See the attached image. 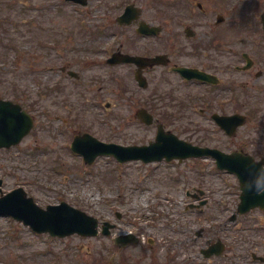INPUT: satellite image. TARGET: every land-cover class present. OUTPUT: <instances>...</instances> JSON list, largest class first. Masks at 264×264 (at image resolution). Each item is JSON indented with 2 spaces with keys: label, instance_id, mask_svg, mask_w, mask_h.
<instances>
[{
  "label": "rangeland",
  "instance_id": "1",
  "mask_svg": "<svg viewBox=\"0 0 264 264\" xmlns=\"http://www.w3.org/2000/svg\"><path fill=\"white\" fill-rule=\"evenodd\" d=\"M26 1L32 3L29 11L20 6L22 3L19 5ZM26 1H12L16 9L9 10L8 1L0 0V17L35 23L18 32L9 21L3 25L9 29L4 41L14 39L15 44L9 50L0 48V98L13 100L15 95L33 117L34 127L18 145L0 150V190L5 194L22 187L42 208L64 201L96 218L98 228L103 222L114 224L115 228L110 237L72 235L52 240L0 216V264H94L99 257L107 261L118 233L139 237L140 241L128 248L134 254H156L163 245L172 243L180 226L195 220L191 210H185L189 202L187 191L204 187L212 202L232 201L234 196L226 187L232 186L234 192L235 180L217 171L209 160L118 164L102 156L85 165L80 156L66 148L68 142L70 149L73 135L82 131L105 143L146 145L154 140L158 124L180 139L203 145L205 125L194 123L191 106L183 96L189 88L176 86L173 91L167 90L171 84L157 82L160 74L156 72V82L141 89L133 79L132 67H110L105 62L115 49L141 56L156 53L150 50L157 47L156 41L137 35L136 25H117L115 18L126 5L138 7L141 20L170 25V31L176 22L189 25L213 19L211 13L197 9L195 2L199 0H87L86 7L65 0ZM223 14L236 26L241 23L240 35L255 36L252 29L246 28L257 20L250 11ZM93 31L97 33L93 35ZM245 41L244 52H264V48L252 47L253 39ZM64 67L77 72L80 79L63 76L59 69ZM263 83L264 77L258 81ZM253 91L250 89L254 95ZM160 94H171L176 101L161 98ZM251 94L245 99L253 106L259 101L252 98L253 103ZM102 102L112 105L110 112L98 105ZM180 102L185 105L182 110ZM141 107L153 117L149 126L135 115ZM163 112L171 114L170 121L161 119ZM256 117L257 122L249 120L230 148L264 133V108ZM261 143L264 145V141ZM198 226H189L186 231ZM59 256L60 261L55 260Z\"/></svg>",
  "mask_w": 264,
  "mask_h": 264
},
{
  "label": "flooded vegetation",
  "instance_id": "2",
  "mask_svg": "<svg viewBox=\"0 0 264 264\" xmlns=\"http://www.w3.org/2000/svg\"><path fill=\"white\" fill-rule=\"evenodd\" d=\"M203 4L196 2L198 9L211 13L213 19L189 25L176 22L170 31H167L170 25L159 26L160 33L154 38L157 47L150 49L156 53L145 56L159 57L158 63L143 69L147 84L156 82L154 74L157 72L160 74L157 82L171 84L167 89L180 84L187 86L196 107L195 118L207 125L205 146L250 156L256 163H261L257 168L263 171L264 145L261 141H264V133L231 149L230 144L242 128L228 136V129L226 132L219 128L216 119L244 115L247 123L249 120L256 123L259 109L264 108V83L258 84L264 77V52L256 54L242 50L245 40L251 39L254 41L252 47L264 48L259 46L260 39L264 43V36L260 37V21L254 23L259 35L257 41L240 35L235 21L228 20L223 14L244 8L251 13L264 11V0H203ZM179 68L190 69L194 72L193 77H182L177 71ZM252 88L254 95L250 93ZM248 94L253 103L252 98L259 102L250 106L245 99ZM201 201L205 204L198 206L200 201H195L191 206L195 220L183 225V228L193 225H199V228L192 232L180 229L175 233L173 243L163 245L157 254L143 251L136 255L125 250L126 247H118L107 264H264V206L258 205L247 213L238 214V202L227 208V204L220 201L217 203L225 205L224 208L215 209L208 198ZM253 201L264 204V197H255ZM203 219L206 224L200 223ZM207 225L211 228L207 229Z\"/></svg>",
  "mask_w": 264,
  "mask_h": 264
},
{
  "label": "water",
  "instance_id": "3",
  "mask_svg": "<svg viewBox=\"0 0 264 264\" xmlns=\"http://www.w3.org/2000/svg\"><path fill=\"white\" fill-rule=\"evenodd\" d=\"M80 1V0H73ZM129 8L120 20L127 21L130 16L127 15ZM114 58V57H113ZM113 61H117L115 58ZM136 62L140 63L141 58H131L128 56H120L119 62ZM140 117L146 124L151 122L150 117H145L144 112H139ZM32 126L31 118L21 111L18 105L10 102L0 101V147H9L11 144L18 143L21 138L26 135ZM79 140H87L102 147L92 156H88L78 145ZM72 148L81 153L85 160H91L97 154H111L120 162L141 159L144 162L153 160H161L166 158H187L199 156H213L217 159L219 168H227L236 172L239 176L243 173L242 167H238L233 163V155H223L216 151L208 149H200L193 147L183 141L178 140L171 134H165L163 129L159 127L155 143H150L144 147H119L115 145H104L85 135L76 138ZM0 215H9L12 218L23 222L30 226L34 231L42 233L48 232L52 236H68L77 233L81 236H94L97 234V222L94 218L87 216L85 213L76 210L66 203L62 202L56 206H47L41 209L34 204L32 198H26L25 192L19 188L7 193L0 198ZM111 226L107 223L103 224L102 232L108 233ZM117 241L128 242L126 238L119 237Z\"/></svg>",
  "mask_w": 264,
  "mask_h": 264
},
{
  "label": "clouds",
  "instance_id": "4",
  "mask_svg": "<svg viewBox=\"0 0 264 264\" xmlns=\"http://www.w3.org/2000/svg\"><path fill=\"white\" fill-rule=\"evenodd\" d=\"M258 192H264V189H261V188H257L256 189Z\"/></svg>",
  "mask_w": 264,
  "mask_h": 264
}]
</instances>
